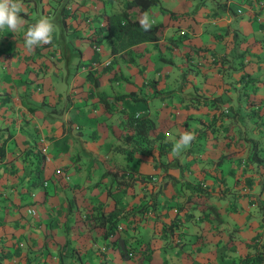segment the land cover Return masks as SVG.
Here are the masks:
<instances>
[{
	"label": "crops",
	"instance_id": "0c3cea01",
	"mask_svg": "<svg viewBox=\"0 0 264 264\" xmlns=\"http://www.w3.org/2000/svg\"><path fill=\"white\" fill-rule=\"evenodd\" d=\"M112 2L121 6L120 0ZM99 3L23 0V28L16 33L0 30V142L6 138L0 152V190L11 178L19 192L18 197L0 196L1 243L15 250L13 264H64L63 253L69 263L71 252L84 256L81 264H100L103 256L105 264H126L109 246V238L116 236L133 245L154 238V256L165 255L163 264H242L238 256L248 250L246 242L264 230L258 206H264V122L257 128L254 116L241 118L251 107L244 98L260 99L264 113L262 0H159L144 11L152 23L161 22L156 40L139 43L131 62L105 47L96 53L84 38ZM61 5L71 7L64 30L81 32L77 42L68 44L78 59L63 81L58 78L63 65L68 72L73 62L67 51L54 42L31 52L24 47L27 28L41 16L59 30ZM86 61L93 64L92 77L79 70ZM128 112L145 115L154 124L143 153H135L142 160L126 158L134 144L124 139L132 132ZM185 130L195 132L196 139L176 157L178 165H152L155 159L146 148L152 146L156 156L158 143L170 140L166 133L179 139ZM170 141L168 159L174 157ZM37 150L44 154L42 174L48 176L45 185L51 191L38 204L31 180L35 173L28 174ZM229 168L245 176L244 182L228 183ZM128 170L134 179L128 178ZM59 177L65 182L61 187ZM128 180L134 183L126 185ZM236 196L246 203L237 202ZM85 215L92 224L71 231L66 242V225L86 224ZM113 218L116 224L103 238L98 228L106 229ZM55 219L65 226L51 237ZM100 219L101 226L96 224ZM165 222L171 225L160 232ZM263 241L262 234L257 245ZM0 264L8 263L1 259Z\"/></svg>",
	"mask_w": 264,
	"mask_h": 264
},
{
	"label": "trees",
	"instance_id": "16d2710c",
	"mask_svg": "<svg viewBox=\"0 0 264 264\" xmlns=\"http://www.w3.org/2000/svg\"><path fill=\"white\" fill-rule=\"evenodd\" d=\"M112 1L117 2L118 0H109L107 4H105L106 3L105 0H100V3L98 5L99 7L94 8L95 13L93 14H94V19L96 18V20L94 21V23L92 24L89 30V35L87 34L86 37L90 41L91 46L93 44H97L100 47V51H101L103 47H105L106 45L111 54L117 55L121 60L125 62H131L135 59L137 52H138L137 51L138 48L136 46L142 42L155 41L157 37L156 32H157L158 26L161 24V22L156 21L152 23V27L149 31H145L143 28H141L139 24L137 14L143 13L150 6L156 4L159 0H120L121 6L119 7L117 6L118 8L114 6V3ZM70 11H71V7H69V10H67L66 8H64L63 5H61L57 10L56 17H58L57 24L59 26L60 35L62 33V27L64 26V20H65L64 17L66 15L65 12L69 13ZM96 15H98L99 18L95 17ZM181 15L182 14H180L179 16ZM93 51H95L96 53L99 52L94 49ZM111 60L112 59H110L107 64L109 63L111 64ZM93 72L94 70L92 69L88 70L86 71L85 75L91 74V77H92L94 76ZM92 83L93 85H96L95 80ZM259 100L260 99L255 100L252 97L247 99L245 103L251 104V107L250 109L245 110L243 115L241 114L242 119H248L251 116H254L256 119H258V122L255 125L257 128L260 127L262 123L264 122V113L261 110L262 106L259 104L261 103V101ZM236 113L239 114L238 111ZM126 115H127L126 118H127L128 125L130 129H132V132L130 134H126L124 139L132 140L134 143L130 147L131 151L126 152V158L128 159V158H132L131 156L135 155V153H138V154L143 153L142 149H144L145 146H142V145L147 144V142L149 141V138L147 137V135L154 128V124L152 120L145 115H135L133 112H128ZM134 134H137L138 137L133 138ZM262 134H263L262 136L264 137V129H263ZM5 140L6 138L1 139L0 152H1V149H3V143ZM170 144H171V141L167 139L166 140L163 139L162 142L158 143L157 148L155 150L156 156L154 155L153 152H151V150L153 149L152 146H149L146 148L145 151L151 154L152 159H155V162L153 161L152 165L156 164L158 166H163L164 169L167 167H174L178 165V161L176 157H172L169 159L166 158V155L170 151V148H171ZM255 151L256 150L254 149L253 154H255ZM135 158L137 160H142L140 157H137L136 155H135ZM37 159L38 161H37L35 169L39 174H41V171L43 168V160H44L43 155L38 156ZM128 168L130 170L133 169L132 166H129ZM130 170H128V175H127L128 178H131L134 175L131 173ZM226 173H227L226 177H227L228 183L232 184L240 180H243L244 182L245 176H240V175L238 176L234 174L233 168L232 169L229 168ZM167 177L171 178L172 176L169 175ZM240 177H242V179ZM149 179H150V176L146 175V181H148ZM124 182L127 183L126 185H132L134 183L133 180H128ZM133 194L134 193L131 192V196ZM258 206L261 207L260 208V220H259L260 221L259 225L261 227L264 225V206L260 205L259 203H258ZM70 211H73V207H71ZM128 213L130 212L127 211L126 214ZM112 214H113L112 217H114L115 213L114 212L110 213V215ZM216 214H218L217 211H216ZM108 215L109 214H107V216ZM98 217H105V216L99 215ZM217 217H220V216H217ZM88 219L89 217L85 215V217L82 220L85 221ZM103 223L104 222L101 219L98 222H96V224L100 226L103 225ZM88 224L91 225L92 222L88 220L86 224L85 222L78 223L77 225L76 223H74V226L72 225V227H74L73 229L80 231L79 228L83 229L84 227V229H86ZM115 224H116V219L113 218V219H110V222L106 229L98 228V231L101 232V235L103 236V238L108 237L109 232H106V230L109 229L110 226H115ZM163 224L166 225L167 223L165 222ZM175 224L177 223L175 222ZM165 225L162 226V229H159L160 232L161 231L166 232L167 228L170 227L171 222H169L168 225L166 226ZM155 227L156 225L155 223H153V226H152L153 232L155 231ZM68 230H69V226H66L65 232H64L65 235L68 234ZM168 230L170 231L171 228H169ZM48 234L51 237L53 236L51 232H49ZM262 234H263V239H264V230H263L261 231V233H258L252 236V238L246 242L245 247H247L248 250L245 251L246 253H243L242 257H240V255L238 256V262H242V264H264V249L255 250L253 252L250 251V249L254 248V246L256 247L264 246V241L261 242L259 245H257L259 238ZM67 238L69 239L67 240ZM69 240H70V237L68 235L65 241L69 242ZM109 241H110L109 246L112 247L113 249H117L118 256L126 262H128V260L136 256L137 258V260L135 261L136 264H139L140 260H144V259L146 263L163 264L162 262H155V259L151 253L153 252L154 248L152 245L149 246L148 244L149 239L145 240L141 244L135 243V245L132 244L133 243L132 241L130 243L131 245L128 243L126 244L125 239L119 238V236H116L114 238L110 237ZM8 245L9 244H5L1 249L2 250L1 257L4 258L3 262L5 263L7 260L11 259L12 256H15L13 254V251L15 250L11 251V249L6 248ZM127 251L129 253H127ZM70 255L76 261L81 260L82 262V259H81L82 255L75 256L72 254V252L70 253ZM101 258L102 260L100 264H105L106 262H105L104 256ZM81 262H78V264H81ZM7 263L13 264L15 263V260L10 263L7 261ZM68 264H74V263L69 262Z\"/></svg>",
	"mask_w": 264,
	"mask_h": 264
},
{
	"label": "rangeland",
	"instance_id": "374dc122",
	"mask_svg": "<svg viewBox=\"0 0 264 264\" xmlns=\"http://www.w3.org/2000/svg\"><path fill=\"white\" fill-rule=\"evenodd\" d=\"M264 2V1H263ZM69 7L70 6H66L65 8L67 9V10H69ZM63 31H62V35L64 34V32L65 33H67V34H64L63 35V37H64V42L62 41V39H61V37H62V35L60 36V30H56L55 31V33H54V39H53V42L54 43H56V44H58L59 46H60V49L62 50V51H67V55H68V57H69V61H73L72 62V64L71 63H69V67H68V72H70V73H68L67 71H65V68H64V66H66L65 64L63 65V68H62V70H63V73H62V75L61 76H59L58 75V78L60 79H62V81H63V79H64V77L66 78V79H68V77H70V75H71V73H72V71H74V69H76L75 68V63H74V61H76L77 59H78V54H77V51H73L72 50V47L70 46V45H68V44H70V42L72 41H75V42H77L79 39H80V35H81V32L79 31V30H76L75 28L74 29H69L68 31H65L64 30V28L66 29V26L64 25L63 27ZM84 38H86L87 40H88V38L86 37V36H84ZM90 42V41H89ZM67 45V46H65V45ZM80 44H82V45H85L84 44V42L83 43H80ZM77 47V46H76ZM105 48H106V51L108 50V47L105 45ZM71 49V50H70ZM69 50H70V53H69ZM93 50V49H92ZM95 50V49H94ZM108 52V51H107ZM68 57L66 58V59H68ZM91 66H92V63L90 62V61H86V62H84V63H81V65H80V69L79 70H81L82 72H84V75H85V72L86 71H88V70H91ZM54 75H57V74H55L54 73ZM81 75H83L82 73H81ZM83 75V76H84ZM114 83V82H113ZM115 84V83H114ZM247 92H248V90H246ZM245 95H249L248 93L247 94H245ZM110 100L111 101H113V103H115L116 101L112 98V97H110ZM244 102H245V98H244ZM42 151V150H41ZM40 150H37V151H35L34 152V154H35V162H36V164H37V161H38V156H42L43 155V158H44V154L41 152ZM48 152V151H47ZM46 152V153H47ZM49 153V152H48ZM43 163H44V160H43ZM36 164H35V166L32 168V169H29V171H28V174H31V172H33V173H35V175H33V176H31V180H32V185H33V187H35V194H39V196L37 197V195H36V197L38 198V199H36V200H34V203H42V202H44L46 199H47V196H46V194L47 193H51V191L49 190V185L47 184V185H45V180L46 179H48V176L47 177H44L43 176V174H42V172L43 171H41V174H39L37 171H36ZM43 170V169H42ZM23 171H21V172H19V173H16V176H15V180L17 179V178H19V177H21L22 175H23V173H22ZM22 173V174H21ZM32 175V174H31ZM57 178V177H56ZM58 179H60V177L58 178ZM14 180H12L11 178L8 180V181H5L4 182V185L2 186L3 188H1V190H0V196H3V199H8V198H12L13 197V195H15L16 197H18V195H19V192L18 191H14L13 190V188H12V183H10V182H13ZM62 182H64V181H62L61 179H60V181H59V183H58V181H57V185H59V187H61V185H60V183H62ZM63 184H65V182L63 183ZM8 188H10V190H8ZM43 190H44V192H43ZM238 199H236V201L238 202V201H241V204H245L246 203V200H242V197L243 196H236ZM36 204V205H37ZM34 212V211H33ZM33 212H31L30 213V215L31 216H37V214L36 213H33ZM57 212H58V210H57ZM56 221L57 222H59V220L58 219H55V221H52L51 222V226L53 227L52 229H50V232L52 233V235H55V236H59V235H56L59 231H63L64 229H63V227L65 226L64 225V222H59V223H56ZM5 223L6 222H4L3 223V228H5ZM66 226H69V230H68V235L69 236H72V232L73 233H75V229H73L74 227H72V224H67ZM72 231V232H71ZM146 234L145 235H148L149 233H150V230H149V228L148 229H146ZM152 237V236H151ZM148 244H149V246L150 245H154L155 244V242H154V238H150L149 239V241H148ZM4 246V244L3 243H1V240H0V260L1 259H4L3 257H1V249H2V247ZM152 253V255H153V257H154V259H155V262H166L167 261V259H166V257H165V255H163V256H159L158 254H157V256L155 257L154 256V252H151ZM75 255V254H74ZM75 256H79V255H75ZM62 257H68V256H66V254L65 253H63V256ZM84 256H81V259L83 258ZM170 257V256H169ZM65 258L63 259L64 261L63 262H65L64 264H68V263H66V261H65ZM73 258V257H72ZM115 261L116 260H118V257L117 256H115V257H112ZM169 259H171V258H169ZM137 260V258H136V256L135 257H133V258H131L130 260H128V262H124V263H126V264H136V261ZM157 260V261H156ZM9 263L10 262H12V261H14V258H13V256H12V258L11 259H9V260H7ZM6 261V262H7ZM70 262H73L74 264H78V262H81V260H75V259H72V261H70ZM113 262V261H112ZM115 263V262H114ZM139 264H152V263H146V261H145V259L144 260H140V262H139Z\"/></svg>",
	"mask_w": 264,
	"mask_h": 264
},
{
	"label": "clouds",
	"instance_id": "9594fccd",
	"mask_svg": "<svg viewBox=\"0 0 264 264\" xmlns=\"http://www.w3.org/2000/svg\"><path fill=\"white\" fill-rule=\"evenodd\" d=\"M24 12L23 0H0V30L7 29L12 33L18 32L24 26V19L21 13ZM141 28L149 31L152 27L149 13L144 12L139 19ZM56 25L47 16H41L36 23L27 28L24 37V47L29 51H33L36 47L50 45L54 39ZM166 136L172 140L173 147L171 155L180 156L182 151L190 147L191 143L196 139V133L192 131H182L179 139H176L171 132Z\"/></svg>",
	"mask_w": 264,
	"mask_h": 264
},
{
	"label": "built area",
	"instance_id": "2783aa9c",
	"mask_svg": "<svg viewBox=\"0 0 264 264\" xmlns=\"http://www.w3.org/2000/svg\"><path fill=\"white\" fill-rule=\"evenodd\" d=\"M92 48L95 49L96 51H100V47L97 44H93ZM108 62H109V60L106 61V63H108ZM135 115H137V114H135ZM27 211L31 213V212H33V209L32 208H28Z\"/></svg>",
	"mask_w": 264,
	"mask_h": 264
}]
</instances>
